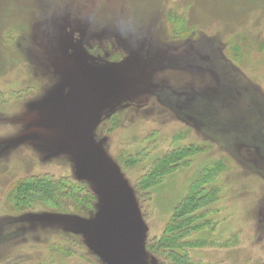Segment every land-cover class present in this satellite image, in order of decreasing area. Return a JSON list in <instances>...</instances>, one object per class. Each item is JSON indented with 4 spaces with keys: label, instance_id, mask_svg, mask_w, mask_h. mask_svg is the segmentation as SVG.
<instances>
[{
    "label": "rangeland",
    "instance_id": "374dc122",
    "mask_svg": "<svg viewBox=\"0 0 264 264\" xmlns=\"http://www.w3.org/2000/svg\"><path fill=\"white\" fill-rule=\"evenodd\" d=\"M211 166L189 263L264 264V0H0V264H123L111 228L168 264L150 243Z\"/></svg>",
    "mask_w": 264,
    "mask_h": 264
},
{
    "label": "trees",
    "instance_id": "16d2710c",
    "mask_svg": "<svg viewBox=\"0 0 264 264\" xmlns=\"http://www.w3.org/2000/svg\"><path fill=\"white\" fill-rule=\"evenodd\" d=\"M181 158L180 153H171L170 156L163 158L158 162L160 165L158 169L145 176L142 187L147 189L158 185L177 168ZM215 177L216 170L213 166L199 174L185 197L174 207L171 219L162 235L150 243V250L157 255L165 256L169 261L168 264H191L188 261L187 249L195 244L188 241V237L209 225V221H201V219L204 217L203 210L217 200L218 189L208 185L215 180ZM36 187L38 186H34ZM26 189L29 190L31 187L27 186ZM37 189H39L40 199L47 201L51 196L48 184H40Z\"/></svg>",
    "mask_w": 264,
    "mask_h": 264
},
{
    "label": "water",
    "instance_id": "95a60500",
    "mask_svg": "<svg viewBox=\"0 0 264 264\" xmlns=\"http://www.w3.org/2000/svg\"><path fill=\"white\" fill-rule=\"evenodd\" d=\"M104 226L109 231V235H110L109 226L106 225V223H104ZM111 230L113 231V235H114V237H113L114 241L113 242L116 246V252H117L119 259L122 261L123 264H135L134 258L131 256V254L129 253L127 248L124 246L119 235L116 232H114V230L112 228H111Z\"/></svg>",
    "mask_w": 264,
    "mask_h": 264
},
{
    "label": "bare ground",
    "instance_id": "6f19581e",
    "mask_svg": "<svg viewBox=\"0 0 264 264\" xmlns=\"http://www.w3.org/2000/svg\"><path fill=\"white\" fill-rule=\"evenodd\" d=\"M116 204H117V203L115 202V204H114V212H115L118 216H120L122 211L119 209V206L116 205ZM115 205H116V206H115ZM122 214H123V213H122ZM124 214H125V215H124ZM124 214H123L124 218L121 217V218H122V222H120L121 228L124 229V225H125L126 228L135 227V226L137 225V224L135 223L136 220H133V218L128 217V216L126 215V213H124ZM119 218H120V217H119ZM121 218H120V219H121Z\"/></svg>",
    "mask_w": 264,
    "mask_h": 264
}]
</instances>
